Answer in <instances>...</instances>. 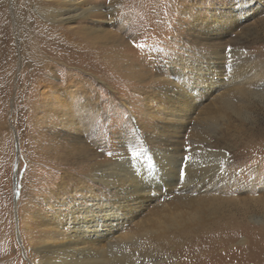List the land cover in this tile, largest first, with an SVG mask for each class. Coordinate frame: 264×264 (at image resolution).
Returning a JSON list of instances; mask_svg holds the SVG:
<instances>
[{"label":"rangeland","instance_id":"obj_1","mask_svg":"<svg viewBox=\"0 0 264 264\" xmlns=\"http://www.w3.org/2000/svg\"><path fill=\"white\" fill-rule=\"evenodd\" d=\"M86 1L97 10L91 21L41 17L46 26L61 27L60 39L67 33L75 38L77 31L81 43L116 62L111 71L89 75L82 68L88 52L67 63L54 61L57 72L47 77L53 85L63 88L85 75L92 82L96 106H84L79 97L73 108L81 129L50 117L35 95L19 94L22 63L15 64L6 89L0 88V264L37 262L35 230L60 226L67 234L74 219L81 224L94 216L97 229L117 237L108 253L132 257L119 259L121 264H237L264 230V0ZM14 3L5 0L1 31L12 34L19 53L25 25ZM219 36L221 46H213L217 40L199 44V38ZM124 55L129 61L120 64ZM170 86L198 94L181 114L187 127L178 130L173 148L181 175L205 172L199 178H205L206 192L195 206L191 193L170 192L167 179L156 203L133 212L123 207V194L98 182L96 164L127 163L133 170L148 148L163 147L160 123L168 118L152 101L160 112L154 124L147 96L157 92L165 99ZM39 87L40 93L47 89ZM197 148L207 156L199 159ZM222 155L224 167L218 169ZM256 253L264 256V247Z\"/></svg>","mask_w":264,"mask_h":264},{"label":"bare ground","instance_id":"obj_2","mask_svg":"<svg viewBox=\"0 0 264 264\" xmlns=\"http://www.w3.org/2000/svg\"><path fill=\"white\" fill-rule=\"evenodd\" d=\"M14 1L15 12L18 10L17 12L21 13L24 19L23 23L25 27L19 32L22 46L19 49V53L15 52L12 34L1 31V27L6 25V21L4 20L2 22V20L6 14L4 7L7 4H5V0H0V69H5L6 71V73L3 72L4 74L0 75V79L4 80V83L0 84V88L6 89V86L10 84V75L15 64L17 62L22 63L21 77L16 83L19 88V94H27V96L35 95L41 101L42 105L46 104V108L44 109L47 110L46 112L50 117L52 116L57 121L66 123L67 128L74 127L80 130V119L73 112V108L78 103L79 97L86 100L84 106H96V102H91V90L88 89L92 82L87 80L85 75L83 76L85 78L79 80L71 78L63 88L53 85L47 77L57 72L54 61L59 60L67 63L70 59L76 60L84 52H88L86 61H83L82 68L85 70L88 69L90 72L89 75L95 73L98 69L111 71L116 62L113 63L108 59H104L101 52L92 50L90 46L81 43L82 39L79 37V32L77 31L73 33L76 35L75 38L68 36L67 33L66 37L63 34L65 39H60L59 31L62 30L61 27L46 26L41 21V17L49 18L55 23L68 24L75 21L85 22L91 21L97 10L90 3H87L86 0ZM115 4L116 1L110 3V11L113 12L115 10V6H113ZM47 12L51 16L47 15ZM59 40L61 41L60 43L58 42ZM213 40H217L213 46H221L223 43V39L219 36L216 39L199 38V44L201 45L200 42L203 41L208 44V42ZM128 58V55H124L118 62L120 64L127 63L129 61ZM40 85L47 88L43 93H40ZM36 88H38L37 91ZM174 89L176 88H173V86L169 87L165 93L168 94L165 99L162 97L164 94L157 92L155 93V97L153 95L147 96V99H151L147 104V115L151 117L154 124H158L157 116L160 112L153 111L152 101H158L161 104V107L165 109V116L168 118L167 123H160L161 127L159 131H161V135L159 136V140L162 142L163 147L155 149L148 148V152L138 156L135 160L134 171L126 166L127 163L125 166L120 162L116 165L96 164L97 170H95V176L98 182L110 188V191L112 190L116 193L123 194L122 205L127 210H133L134 212V210L141 209L144 205L148 207L156 203L159 200L158 191H161L158 190L159 185L163 182L165 184L167 179L170 192L176 196L191 193L192 198L190 197L189 200L195 206H199L198 203L200 201L198 197H201L206 192L204 184L205 178H199L205 172L199 175L195 171L192 173L191 171H187V175H181L177 171V167L175 168L177 164V156L175 155L177 149L175 150L173 147L178 146L179 143H177V139H179V136H177L178 130L182 131L187 127L186 119L181 114L185 112L186 105L189 104L188 101L193 103L197 99L198 94H195V90L193 91L191 89L188 93L189 89L187 90V88ZM51 93H58L63 97L57 99V101H49L48 98H50L49 95ZM82 105H78L79 108ZM143 129L144 131L151 130L152 133L158 130L155 126L149 129L147 126L143 128L142 125ZM195 153L201 155L199 159L207 156V153L201 148H197ZM218 162V169L224 167L225 156L222 155ZM162 176L166 178L163 179ZM176 196L173 197L174 200ZM170 209L174 210L175 205ZM95 221V216L94 220L82 221L81 224L74 219L72 222L73 226L67 234L61 233L60 226H56V229H50L45 225L42 230H35L34 233L37 236L31 239L34 240L33 238H35L39 242L33 247L37 241H32L31 247L35 248L34 251L40 259L37 262H32V264H121L118 262L119 259L132 258L128 254H109L108 249L111 250L115 246L117 237L115 238V234H112V231L111 233L108 231L102 232L100 229H97ZM243 229L245 230L244 225ZM259 238V241L251 239L252 241L247 248L246 256H244L243 260L240 259L237 264H264V258H262L264 256L259 257L258 253H256L264 247V230L262 236ZM222 240L224 241V238ZM231 240L228 238L226 243H229ZM209 246L213 251L217 249L214 244Z\"/></svg>","mask_w":264,"mask_h":264},{"label":"snow or ice","instance_id":"obj_3","mask_svg":"<svg viewBox=\"0 0 264 264\" xmlns=\"http://www.w3.org/2000/svg\"><path fill=\"white\" fill-rule=\"evenodd\" d=\"M109 155H111V153H109Z\"/></svg>","mask_w":264,"mask_h":264},{"label":"water","instance_id":"obj_4","mask_svg":"<svg viewBox=\"0 0 264 264\" xmlns=\"http://www.w3.org/2000/svg\"><path fill=\"white\" fill-rule=\"evenodd\" d=\"M16 194H17V192H16Z\"/></svg>","mask_w":264,"mask_h":264}]
</instances>
